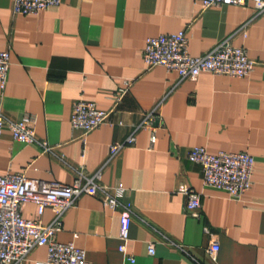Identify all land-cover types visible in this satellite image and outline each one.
Instances as JSON below:
<instances>
[{"label":"crops","instance_id":"obj_1","mask_svg":"<svg viewBox=\"0 0 264 264\" xmlns=\"http://www.w3.org/2000/svg\"><path fill=\"white\" fill-rule=\"evenodd\" d=\"M204 0H62L37 14L16 13L14 0H0V49L11 47L0 109L11 119L34 116L37 135L53 145L44 151L5 128L0 138V174L70 184L83 169L101 180L124 183L120 197L132 201L130 235L121 238L120 210L98 195L84 194L63 219L57 234L74 241L96 264H264V13L247 6L204 7ZM249 21L247 33L240 30ZM187 30L189 51L202 55L234 35L257 60L244 77L203 71L181 79L159 65L146 68L149 36ZM132 85L125 93V81ZM87 99L111 111L109 121L87 136L74 129V102ZM154 130L141 126L151 111ZM136 133L135 144L112 156L111 147ZM202 146L209 153L247 151L255 157L253 185L241 199L207 185L202 164L189 158ZM202 194L200 216L187 208L186 191ZM27 218L51 223L55 211L40 214L23 205ZM219 243L216 257L208 252ZM155 243L156 253L149 247ZM126 245L124 251L122 245ZM39 246L21 264H46Z\"/></svg>","mask_w":264,"mask_h":264},{"label":"built area","instance_id":"obj_2","mask_svg":"<svg viewBox=\"0 0 264 264\" xmlns=\"http://www.w3.org/2000/svg\"><path fill=\"white\" fill-rule=\"evenodd\" d=\"M255 6V15L264 13V0H204V7L223 4L247 6L249 2ZM62 0H14L16 13L37 14L53 6L61 4ZM245 22L240 30L247 33ZM233 36H228L202 55H192L189 51L190 36L187 30L147 38L144 61L148 70L162 65L169 71H177L181 79H196L203 71L215 74L244 77L250 75L257 60L250 57L245 46L236 45ZM12 65V49H0V85L7 88ZM125 81L122 93L132 85ZM151 111L145 115L138 125L149 126L154 130L152 141L157 140L155 121L159 116ZM111 111L98 107L97 103L87 99L74 102L71 115L74 129L82 131L85 137L94 129L107 123ZM34 116L26 113L21 119L14 120L6 116L0 109V138L5 128L12 130L14 137L26 143H38L44 151L54 152V146L37 135L34 127ZM136 133H132L123 142H116L111 147L112 156L116 155L125 145L135 144ZM189 158L202 164L204 181L207 185L225 189L229 196L241 199L253 185L255 157L247 151H220L209 153L205 147L195 146L189 152ZM101 171L90 174L78 170L77 176L70 184L48 181L31 177L25 172H9L0 174V264H21L39 246L48 247L46 264H96L86 257V250L74 241H61L57 234L63 229L65 213L72 208L79 197L84 194L98 195L104 204L121 213V238L127 240L130 235L134 216L132 201H124L120 197L126 192L124 183L114 186L101 180ZM187 208L195 216H200L202 194L194 189L186 192ZM35 202L40 214L51 207L56 215L51 223L27 218L22 208L26 202ZM126 245L121 246L124 251ZM152 254L156 253L155 243L149 247ZM219 243L213 239L208 252L216 257Z\"/></svg>","mask_w":264,"mask_h":264}]
</instances>
